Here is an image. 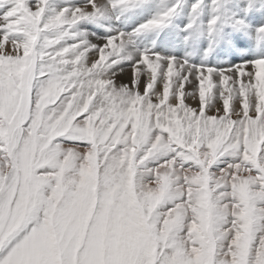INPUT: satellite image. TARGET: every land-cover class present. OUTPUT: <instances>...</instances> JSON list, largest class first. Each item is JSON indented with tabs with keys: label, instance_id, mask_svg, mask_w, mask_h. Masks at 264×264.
<instances>
[{
	"label": "snow or ice",
	"instance_id": "6c2138e0",
	"mask_svg": "<svg viewBox=\"0 0 264 264\" xmlns=\"http://www.w3.org/2000/svg\"><path fill=\"white\" fill-rule=\"evenodd\" d=\"M0 264H264V0H0Z\"/></svg>",
	"mask_w": 264,
	"mask_h": 264
},
{
	"label": "bare ground",
	"instance_id": "6f19581e",
	"mask_svg": "<svg viewBox=\"0 0 264 264\" xmlns=\"http://www.w3.org/2000/svg\"><path fill=\"white\" fill-rule=\"evenodd\" d=\"M188 103H193V101L189 100Z\"/></svg>",
	"mask_w": 264,
	"mask_h": 264
}]
</instances>
